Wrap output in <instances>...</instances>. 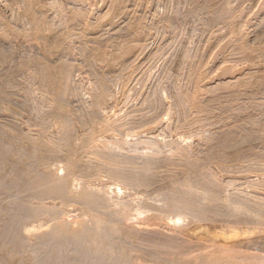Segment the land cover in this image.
<instances>
[{"label":"rangeland","instance_id":"rangeland-1","mask_svg":"<svg viewBox=\"0 0 264 264\" xmlns=\"http://www.w3.org/2000/svg\"><path fill=\"white\" fill-rule=\"evenodd\" d=\"M0 145V264H264V0H0Z\"/></svg>","mask_w":264,"mask_h":264},{"label":"bare ground","instance_id":"bare-ground-1","mask_svg":"<svg viewBox=\"0 0 264 264\" xmlns=\"http://www.w3.org/2000/svg\"><path fill=\"white\" fill-rule=\"evenodd\" d=\"M47 74H48V80H49L50 86L53 89V91L55 92V95H57L56 97L58 98L60 93L63 90V84H64L63 78L61 77V81H59L57 79V76H56L57 74L54 71H48ZM65 74H67V72L65 70H62L61 76L65 75ZM3 160H5V155H4V152H3L2 147L0 145V161H3ZM0 163H2V162H0ZM69 164L72 166V165H74V162L73 161H69ZM49 192L56 194V193L63 192V190H61V187H55V188L50 189ZM82 198L84 200H86V201H89L91 199V196L88 195V194H84L82 196ZM59 226L61 227V230H56V232H61V241L63 239L62 236H72V235L81 234V233L73 234L75 232V230L67 229L65 227V224H63V223L59 224ZM97 226L98 227H103V226H100V225H97ZM81 236H82V234L79 235V237H81ZM60 262H61V259L58 258L56 263H60Z\"/></svg>","mask_w":264,"mask_h":264}]
</instances>
